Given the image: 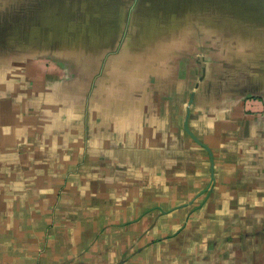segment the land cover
I'll return each instance as SVG.
<instances>
[{
  "label": "crops",
  "instance_id": "0c3cea01",
  "mask_svg": "<svg viewBox=\"0 0 264 264\" xmlns=\"http://www.w3.org/2000/svg\"><path fill=\"white\" fill-rule=\"evenodd\" d=\"M197 1L0 0V264H264V71L198 77Z\"/></svg>",
  "mask_w": 264,
  "mask_h": 264
},
{
  "label": "rangeland",
  "instance_id": "374dc122",
  "mask_svg": "<svg viewBox=\"0 0 264 264\" xmlns=\"http://www.w3.org/2000/svg\"><path fill=\"white\" fill-rule=\"evenodd\" d=\"M196 12L198 22L204 20L207 23L198 24L194 33L196 44L190 51L191 59L197 58L194 64L198 77L221 72L235 75L247 65L251 69L249 74H258L260 70L257 69L264 71V0H198ZM231 77L232 81H237L236 77ZM245 81L250 83V92L242 96L246 105L258 96L264 99L251 91L256 89L253 84L258 80L248 78ZM250 107L247 105L240 113L254 115L259 111Z\"/></svg>",
  "mask_w": 264,
  "mask_h": 264
}]
</instances>
